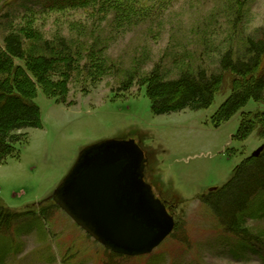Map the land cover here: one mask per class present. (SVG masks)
<instances>
[{
	"label": "rangeland",
	"instance_id": "374dc122",
	"mask_svg": "<svg viewBox=\"0 0 264 264\" xmlns=\"http://www.w3.org/2000/svg\"><path fill=\"white\" fill-rule=\"evenodd\" d=\"M160 1L135 13L140 20L127 27L91 6L0 0V45L8 34L32 29L41 41L23 38L26 50L43 53L48 41L75 60L66 96L48 98L37 89L40 127L27 131L17 156L0 163V206L34 213L0 229V264H264V211L250 206L240 216L259 239L253 251L225 232L205 203L244 159L262 150L256 131L244 140L236 134L242 114L264 105L250 100L215 126L212 117L228 89L206 109L156 116L141 85L153 70L164 80L201 70L210 75L219 72L225 53L243 57L247 39L264 28V0ZM110 139L137 141L147 161L144 178L173 216L172 233L149 255L108 252L51 199L78 153Z\"/></svg>",
	"mask_w": 264,
	"mask_h": 264
},
{
	"label": "trees",
	"instance_id": "16d2710c",
	"mask_svg": "<svg viewBox=\"0 0 264 264\" xmlns=\"http://www.w3.org/2000/svg\"><path fill=\"white\" fill-rule=\"evenodd\" d=\"M51 2L60 8L93 7L112 13L123 25L140 20L144 6L160 0H39ZM140 6V7H137ZM143 7V8H142ZM142 8V9H141ZM139 11V12H138ZM248 38L244 56L225 53L219 61V72H183L178 78L164 80L158 70L151 71L141 82L150 101L151 112L158 115L184 110L206 109L214 97L229 94L214 113L215 126L229 120L252 100L264 105V28ZM23 38L40 42L41 36L32 29L22 28L18 33L4 37L0 45V163L16 155V145L27 142V131L40 127V111L34 99L39 88L48 98L63 99L74 59L54 52L48 41H43L44 52L24 48ZM19 62V63H18ZM77 62V58H76ZM158 69V68H153ZM55 78H57L55 80ZM127 78L123 90L131 87ZM256 131L264 143V111L243 113L237 131L238 139H246ZM264 144L257 156L244 159L234 176L220 189L210 192L205 203L217 217L223 230L230 233L239 245L255 251L258 238L241 226V214L250 206L264 211ZM33 211L10 213L0 206V229L18 223Z\"/></svg>",
	"mask_w": 264,
	"mask_h": 264
},
{
	"label": "water",
	"instance_id": "95a60500",
	"mask_svg": "<svg viewBox=\"0 0 264 264\" xmlns=\"http://www.w3.org/2000/svg\"><path fill=\"white\" fill-rule=\"evenodd\" d=\"M145 163L133 139L96 142L78 153L51 199L109 252L149 255L172 233L174 221L144 181Z\"/></svg>",
	"mask_w": 264,
	"mask_h": 264
}]
</instances>
